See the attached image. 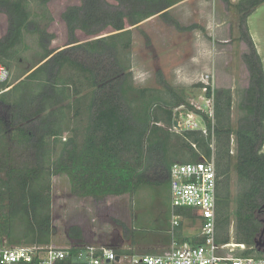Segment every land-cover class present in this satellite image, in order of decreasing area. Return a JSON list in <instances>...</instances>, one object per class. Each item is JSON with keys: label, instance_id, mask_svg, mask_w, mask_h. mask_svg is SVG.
Returning <instances> with one entry per match:
<instances>
[{"label": "trees", "instance_id": "1", "mask_svg": "<svg viewBox=\"0 0 264 264\" xmlns=\"http://www.w3.org/2000/svg\"><path fill=\"white\" fill-rule=\"evenodd\" d=\"M35 1L43 5L50 0ZM114 1L81 0L68 6L61 16L72 45L50 50L51 35L41 31V60L22 79L0 83L1 236L9 244L50 243L52 176L66 175L73 193L95 198L132 194L149 185H166L169 194L174 162H197L213 154L215 241L224 244L233 239L245 245L237 254L264 256L256 248L264 229V71L251 38L245 36L249 51L242 54L248 85L238 102L240 115L232 121L230 89L214 94L206 85L205 95L213 97V119L188 105L202 115L207 130H185L182 146L176 147L171 138L179 135L158 123L172 127L173 108L187 104L185 97L166 83L162 91L133 85L128 26L156 14L179 30L196 26H182L170 16L169 8L180 0ZM263 2H236L240 26ZM29 4V0H0V12L7 17L0 64L8 69L24 33L39 30L31 20ZM106 28H111L110 34L99 36ZM76 30L89 39L78 42ZM185 149L187 157L181 154ZM177 155L180 160H174ZM176 213L198 222L188 208L180 207ZM232 217L233 235L229 234ZM71 230L75 244H81L80 229ZM188 239L199 240L188 235L180 242Z\"/></svg>", "mask_w": 264, "mask_h": 264}, {"label": "rangeland", "instance_id": "2", "mask_svg": "<svg viewBox=\"0 0 264 264\" xmlns=\"http://www.w3.org/2000/svg\"><path fill=\"white\" fill-rule=\"evenodd\" d=\"M29 1L31 20L39 30L24 33V40L17 53L8 60L10 75L6 84H11L18 77L22 79L26 71L41 60V31L51 35L47 43L50 50L72 45L69 44L71 36L61 15L68 6L79 5L81 0H50L43 5L35 0ZM108 1L115 4L114 0ZM236 2L178 1L169 8V14L182 26L195 25L196 28L191 30H179L158 14L128 26L132 33L133 85L162 91L166 83L181 91L185 97L187 104L173 108L174 117L176 112L179 113V127L174 124L171 127L164 121L158 123L179 135L171 138L170 144L173 146H182V134L187 130L183 123L184 116L194 112L188 105L207 114L211 112L213 97L205 95L206 85L214 94L230 89L232 121L240 115L238 102L243 89L248 85V72L242 61V54L249 51L245 36L251 38L264 71V2L246 17L243 26H240L241 18L235 9ZM6 28L7 17L0 12V38L5 35ZM110 30L106 28L98 34L104 36L110 34ZM74 37L78 42L89 39L80 30L74 32ZM63 136L67 137L68 133L65 132ZM231 145L233 152L234 142ZM188 153V149L181 152L184 157ZM174 160H180V157L177 155ZM50 215L53 228L50 243L56 246H69L78 242L71 237V228L77 227L81 232V244L105 246L129 253L153 254L166 250L172 242L179 244L186 236L199 231V223H191L186 218L182 219L179 229H171L170 200L166 185H149L132 194L95 198L73 193L70 181L64 174L50 178ZM233 219L229 225L231 235L234 234ZM240 251L237 247L233 248L234 254Z\"/></svg>", "mask_w": 264, "mask_h": 264}, {"label": "built area", "instance_id": "3", "mask_svg": "<svg viewBox=\"0 0 264 264\" xmlns=\"http://www.w3.org/2000/svg\"><path fill=\"white\" fill-rule=\"evenodd\" d=\"M9 75V69L0 64V83ZM193 113L185 114V128L206 133L202 115ZM207 115L213 119V106ZM192 146L199 152L194 144ZM210 147L213 151V142ZM168 179L171 229L183 219L176 209L188 208L199 223V231L194 234L199 240L172 242L166 250L148 254L90 244H9L0 234V264H264V256L233 253L234 247L244 250V244L233 241L219 244L215 241L217 177L213 154L209 159L201 158L197 162H174Z\"/></svg>", "mask_w": 264, "mask_h": 264}, {"label": "water", "instance_id": "4", "mask_svg": "<svg viewBox=\"0 0 264 264\" xmlns=\"http://www.w3.org/2000/svg\"><path fill=\"white\" fill-rule=\"evenodd\" d=\"M178 117H179V113L176 112L174 120H173V124L175 127H179L178 125ZM256 248L258 251H261L264 253V229L261 231V234L259 236V238L256 241Z\"/></svg>", "mask_w": 264, "mask_h": 264}, {"label": "crops", "instance_id": "5", "mask_svg": "<svg viewBox=\"0 0 264 264\" xmlns=\"http://www.w3.org/2000/svg\"><path fill=\"white\" fill-rule=\"evenodd\" d=\"M263 153H264V150H263Z\"/></svg>", "mask_w": 264, "mask_h": 264}]
</instances>
